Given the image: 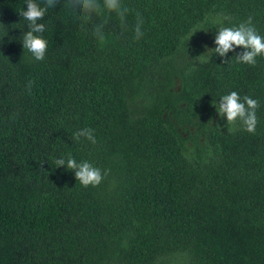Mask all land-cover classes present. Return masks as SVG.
Returning a JSON list of instances; mask_svg holds the SVG:
<instances>
[{"label": "trees", "instance_id": "1", "mask_svg": "<svg viewBox=\"0 0 264 264\" xmlns=\"http://www.w3.org/2000/svg\"><path fill=\"white\" fill-rule=\"evenodd\" d=\"M123 2L101 46L60 0L37 61L25 0H0V264H264V56L195 59L221 21L264 35V0ZM232 91L259 101L254 134L219 115ZM69 154L102 183L55 167Z\"/></svg>", "mask_w": 264, "mask_h": 264}, {"label": "clouds", "instance_id": "2", "mask_svg": "<svg viewBox=\"0 0 264 264\" xmlns=\"http://www.w3.org/2000/svg\"><path fill=\"white\" fill-rule=\"evenodd\" d=\"M59 2L60 0H25L27 9L22 8L19 13L28 21V30L22 39L23 48L27 49L37 61L44 59L48 49V40L43 36L46 26L38 21L42 20L48 10L54 8ZM63 6L71 12L79 13L81 27L85 31L88 30L86 26L91 24L92 35L101 46L107 42L105 27L113 14L119 20L121 28L127 30V17L131 9L124 4L123 0H64ZM136 16L135 38L140 39L143 36V18L139 13H136ZM96 19H99L100 22L96 23ZM214 42L216 47L208 49L206 53L196 57V61L207 63L213 54L226 57L230 51L234 52L236 48L243 49L242 52L235 55L238 63L254 66L256 58L264 56V35L259 34L251 16L234 26H223L221 21ZM215 106L221 117L226 116L228 131H233L234 129L229 126L240 121L247 132L255 133L258 123L256 114L259 107L258 100L248 95L241 98L238 92L232 91L223 95L218 105ZM209 122L212 123L211 120ZM81 137L93 144L96 143L94 130L91 128H83L73 133V138L76 141H80ZM54 164L55 167H66L73 171L76 181H79L85 188L90 185L93 187L100 185L108 174V170H101L87 160L78 163L71 154L66 160L63 158L54 160Z\"/></svg>", "mask_w": 264, "mask_h": 264}]
</instances>
